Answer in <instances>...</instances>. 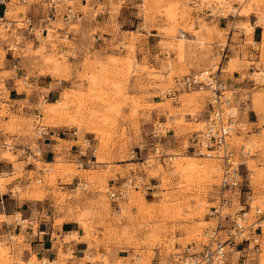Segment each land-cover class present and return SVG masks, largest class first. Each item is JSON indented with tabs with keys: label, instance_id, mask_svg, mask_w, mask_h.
<instances>
[{
	"label": "rangeland",
	"instance_id": "374dc122",
	"mask_svg": "<svg viewBox=\"0 0 264 264\" xmlns=\"http://www.w3.org/2000/svg\"><path fill=\"white\" fill-rule=\"evenodd\" d=\"M219 3L228 5L224 18L208 17L205 10L219 7ZM70 6L79 19L68 26L47 13L45 0H27L24 5L12 0L6 6L5 19L13 23L8 32L0 33V143L18 147L32 143L33 115L37 112L47 128L76 132L73 145H79L85 137L95 149L94 159L89 160L87 152L80 157L72 148V160L60 155L54 165H44L35 145V155L41 162L27 164L17 151L0 149V161L13 162L15 172L10 177L0 175V186L26 173L28 186L14 191L35 199L50 195L58 211H78L85 236L91 233L85 225V219L91 217L90 209L97 208L100 218H109L112 212L116 224L124 219L128 226L106 230L110 238L131 249L118 264H149L155 251L162 263L171 258L169 264H179L187 244L201 245L205 241L202 234L208 226L207 213L216 205L223 168L214 153L205 151L207 156L200 157L191 148L192 139L203 128L204 119L199 114L206 106L209 110V93L177 91L175 84L186 74L220 70L223 61L229 63L222 72L234 69L237 59L225 57L226 31L217 29L215 22L221 25V21L230 22L235 17L234 22L227 23V29H240L248 35L251 26L239 23L238 18L252 12L262 30L258 63H251L254 69L250 79L264 87V0H106L104 4L71 0ZM21 20V30L13 32L14 23ZM26 21L35 38L27 32ZM43 23L48 24L44 27L47 33ZM78 34V45L67 41V36ZM101 36L110 38L106 48L98 44ZM85 40L101 51L86 53L82 48ZM135 44L140 50L136 51ZM245 44L252 43L247 40ZM13 46L15 51L7 50ZM5 58L19 69L17 74L11 66L13 72L4 71ZM38 77L54 85L49 90L39 89L28 116H13L3 103L7 100L4 80L13 79L16 92L29 95L36 90L30 80ZM55 87L59 92L56 103L47 105L51 97L44 94ZM170 89L176 92L175 100L165 95ZM250 96L258 122L264 126V90ZM222 97L221 111L245 130L234 97L225 90ZM62 121L73 126H53ZM237 132L233 131L229 144L236 151L241 146L252 149L251 157L241 160L239 167L253 205L264 207V130L249 138ZM170 156H177L175 169L172 160H167ZM43 166L45 173L37 172ZM25 167L33 171L24 172ZM132 174L141 175L146 185L156 180L153 194H149L151 188L143 195L132 190L126 201L117 207L111 205L105 188ZM59 184L70 185V190H59ZM231 202L233 207L226 213L238 208L236 201ZM262 237L258 256L248 264H264V233ZM227 251L229 264H237L238 255ZM8 252L0 242V264H10ZM30 262L44 264L34 256Z\"/></svg>",
	"mask_w": 264,
	"mask_h": 264
},
{
	"label": "crops",
	"instance_id": "0c3cea01",
	"mask_svg": "<svg viewBox=\"0 0 264 264\" xmlns=\"http://www.w3.org/2000/svg\"><path fill=\"white\" fill-rule=\"evenodd\" d=\"M105 2L106 0H98V3L104 4ZM2 10L3 8L0 7V15H2ZM232 18L231 21L234 22L235 17ZM217 22H215V27L226 31L225 57L229 60L235 58L238 61L234 69L222 72L229 63L228 61H223V64L219 67L220 73L218 74L219 79L225 85V91L230 92L234 97V104L238 108L239 114L242 115L241 120L245 122V130L242 127V130L237 133L244 132L248 138L251 135L258 136L264 130V126L259 124L257 115L252 109L250 94L254 91H263L264 87L256 84L250 79V76L254 69L251 63H258L257 59L261 45V26L255 24L256 15L252 12L248 13L247 16L238 18L239 23H247L251 26L252 30L248 35H244V32L240 29H227L228 27L226 26L227 23H230L229 21H221V25ZM45 26H48V24H42V29L46 32ZM255 32L256 38H254ZM42 38L44 37L42 36ZM109 39L108 37L103 38L101 36L98 44H103V48H106ZM80 40L79 34L75 37L67 36V41L73 44L78 45ZM118 40L120 41V39ZM247 40H250L252 44H245ZM32 46L36 47L34 42ZM93 46L95 45L92 42L89 43L85 40L82 48L89 54L93 50L97 52L101 51L100 49L93 48ZM134 47H136V51L140 50L136 44ZM59 48L64 49L62 46H59ZM243 62L249 64V66H245ZM10 66H14L11 59L5 58L3 62L4 71L13 72ZM14 68L17 74L19 69L15 66ZM30 82H32L30 85L34 86L36 90L29 95H25L23 92H16L13 79L8 78L4 80L7 102L3 101V103L8 106V112L13 116H28L31 112L30 106L34 105L33 99L39 96V89L49 90L54 85L51 82L45 83L40 77L32 78ZM58 93V88L55 87L53 91L44 94L51 97L47 105L56 103ZM207 111L208 107L206 106L199 114V117L205 119ZM60 125L66 127L73 126L63 121L53 126ZM74 133L75 138L71 137L66 129L60 128L56 130L47 128V134L36 145L38 154L41 155L44 165L55 164V159L60 155H64L68 160L75 158L73 149L76 150V148L73 144L76 141V132ZM34 162L38 163L37 160ZM176 163L177 156L172 159L174 169ZM13 164V162L8 160L0 161V175L3 174L8 177L15 175ZM42 168H44V171L41 172L45 173V166ZM29 171H33V168L25 167L24 172ZM175 171L177 172V169ZM37 172L40 173V171ZM118 182L119 180L112 184H117ZM29 183L30 179L24 173L22 177H15L11 181L6 182L5 185L0 186V242L5 245V248H9L7 257L10 258V264H32L30 260L33 256L38 262L44 261V264H46V261H48L47 264H118L119 260L126 259L131 249L123 247V242L120 243L121 241L118 242L114 238H110L106 232L109 228L120 229L125 225L128 226V223H125L124 219L121 218L120 223L116 224L113 217H111L112 212L109 218H100L97 216V208L90 209L91 217L85 219V225L89 228L88 231L91 230V233L85 236L83 222L77 218L78 211L70 214L66 210L58 211L51 203L52 199L50 195H45L41 199H35L29 198L28 195L21 197L19 195L20 192L14 191L16 187L20 188L21 191ZM147 185L152 189L149 194H153V188H156L158 184L156 180H152L148 181ZM69 186L68 184H59L57 188L68 192L70 190ZM115 213L119 214V210H115ZM10 236H13L14 239L9 240ZM2 258L3 254H1ZM170 261L171 258L162 263L159 252L155 251L149 264H169Z\"/></svg>",
	"mask_w": 264,
	"mask_h": 264
},
{
	"label": "built area",
	"instance_id": "2783aa9c",
	"mask_svg": "<svg viewBox=\"0 0 264 264\" xmlns=\"http://www.w3.org/2000/svg\"><path fill=\"white\" fill-rule=\"evenodd\" d=\"M19 1L25 2V0ZM65 1L67 0H60L61 3ZM5 2H8V0H0V7L4 8ZM58 3L57 0H45L47 13L51 17L55 15ZM210 13V9L205 10V14L208 17H212ZM61 14L64 26H68L79 19L78 13H75L70 5L66 6ZM214 18L223 19L224 17L217 14ZM4 19L5 17L2 15L0 23ZM26 22V27L32 29L30 23ZM29 29H27V32H29ZM29 33L31 34V32ZM95 40H98V37ZM13 70L15 71L16 69L14 68ZM219 71L218 69L214 72H210L209 70L205 72L200 71L194 75L188 74L182 76L179 79V84L183 90L209 93V98H211L208 103L209 110L203 121L202 130L192 139L191 148L196 155L200 154V148L210 153L221 152V156L217 159L224 171L218 183L216 205L209 208L207 213L208 219L206 222L208 226L204 228L202 234L205 241L201 245L195 243L187 244L180 256L179 264H229L230 256L227 249L234 251L232 253L238 255L237 264H248L249 262H253L255 257L258 256L261 240L263 239L264 207L260 209L254 206L252 215H247L250 210L249 199L251 191L247 181L243 179L239 167L240 164L235 163L233 165L232 162L235 156L230 151L229 146H227V139L230 133L232 131H241L242 127L235 121L232 122L231 117H224L221 114L220 106L225 101L222 97L225 85L219 79ZM175 93L174 91L166 92L165 95L167 98L175 100ZM33 119L35 121L31 136L32 143L22 147L9 145L5 141L0 143L1 150L6 148L10 152L17 151L18 156L27 164H30L37 157L33 146L37 145L42 137L47 134V127L43 126L39 120L40 114L35 112ZM70 135L75 138L74 131ZM75 148L80 157H85L87 152L89 160L94 159V149L89 145V141L85 137L82 138L79 145H75ZM89 160L86 163H89ZM107 189H109L106 192L107 200L111 205L116 207L120 201L123 202L127 199L126 193L129 190L140 191L142 195L149 191L144 178L139 174H132L129 178L119 182L116 187L113 186ZM231 201H236L238 208L231 213H226L225 210L233 207Z\"/></svg>",
	"mask_w": 264,
	"mask_h": 264
},
{
	"label": "bare ground",
	"instance_id": "6f19581e",
	"mask_svg": "<svg viewBox=\"0 0 264 264\" xmlns=\"http://www.w3.org/2000/svg\"><path fill=\"white\" fill-rule=\"evenodd\" d=\"M11 1L12 0H8V2H5V7L3 8V12H2V15L4 16V17H6V16H8V15H6V10H5V8H6V6L8 5V4H10L11 3ZM17 2H19L20 4H26L27 3V0H25V2L24 3H22V2H20L19 0H16ZM57 2H59L58 4H57V7H56V10H55V15L53 16V17H57V18H59V19H61V22L63 21L62 20V14H61V12H62V10L66 7V6H69L70 5V2L71 1H69V0H67V1H65L64 3H61L60 2V0H57ZM228 5H226V4H224V3H219V7L217 6V7H213L212 9H210V11H211V16H213V17H215V15H217V14H220L221 16H224L225 15V11L227 10L225 7H227ZM72 8V7H71ZM214 11L216 12V13H214ZM230 12H232V13H234L235 14V12L231 9V11ZM229 12V13H230ZM52 17V18H53ZM1 18V17H0ZM12 23L13 22H11V21H8L7 19H5V21L3 20L1 23H0V33H1V31L3 30V31H7L11 26H12ZM16 23V24H15ZM14 23V25H15V27H14V31L13 32H15V31H20L21 30V28H22V26H23V22H22V20L21 21H19V22H15ZM27 22H25V24H26ZM22 31H24V30H22ZM29 32H31L32 34H33V36H34V33L32 32V29H29L28 30ZM8 32V31H7ZM25 33V32H24ZM47 33V32H46ZM24 35V34H23ZM25 37V36H24ZM34 38H35V36H34ZM15 49H16V47H9V48H7V50H11V51H15ZM203 72H205V71H207V70H202ZM197 72H200V71H197ZM190 74H196V72H194V73H190ZM186 75H188V74H186ZM185 76V75H184ZM1 82V81H0ZM179 80H177V82H176V84H175V86H176V88H177V91H182L183 89L181 88V85L179 84ZM183 91H185V92H187V93H189L190 91H187V90H183ZM167 92H172V90L170 89V90H167ZM191 92H196L197 93V91H191ZM179 93V92H178ZM182 94V93H181ZM184 94H186V93H184ZM172 100V99H171ZM221 107V106H220ZM221 109V108H220ZM38 114H40V113H38ZM221 114L223 115L224 113H223V111H221ZM225 115V114H224ZM223 115V116H224ZM226 117H228L227 115H225ZM34 120V119H33ZM40 122H41V124L43 125V126H45L43 123H42V120H41V116H40ZM35 121V120H34ZM46 127V126H45ZM199 132V131H198ZM197 132V133H198ZM233 134V131H232V133H230V135H229V137H228V139H227V146H229V148H230V151L232 152V153H234V160H233V165L235 164V163H241V160H245V159H247V158H249V157H251L250 156V153L252 152V149H247V148H244V147H239L238 148V150L236 151V150H233L232 148H231V146H230V144H229V138H230V136ZM201 147V146H200ZM200 154L198 155V156H200V157H206L207 156V154L205 153V151L203 150V149H201L200 148ZM94 152H95V149H94ZM156 152V151H155ZM156 153H158V152H156ZM241 154V155H240ZM39 155V154H38ZM95 155V154H94ZM221 156V152H216V153H214V157L217 159V158H219ZM176 156H170V158H167V160L169 161V160H172L173 158H175ZM35 160H37L38 162H40V160L39 159H37V157H36V159H34L33 161H35ZM96 161V160H95ZM95 161H93L94 163H95ZM32 162V161H31ZM92 162V163H93ZM40 164V163H39ZM51 165H54V164H51ZM51 167V166H50ZM54 168V167H53ZM52 170V169H51ZM188 170V169H187ZM41 171H44V168H41ZM40 171V172H41ZM223 173H224V171L222 170V175H223ZM120 182H122V181H120ZM119 183V182H118ZM117 183V184H118ZM117 184H111V186L110 187H113V186H117ZM107 188H109V187H106L105 188V194H106V192L109 190V189H107ZM132 190H129V192L128 193H126V195H127V198H128V196H129V193L131 192ZM127 200V199H126ZM125 200V201H126ZM124 202V201H123ZM249 202H250V210L248 211V213H247V215L248 216H251L252 215V209H253V207L254 206H257L258 208H263V205H258V204H256V205H253V201H252V197H251V195H250V199H249ZM120 203H121V201H120ZM119 204V203H118ZM117 204V205H118ZM21 222V221H20ZM264 231V230H263ZM13 236H10L8 239L9 240H13Z\"/></svg>",
	"mask_w": 264,
	"mask_h": 264
}]
</instances>
